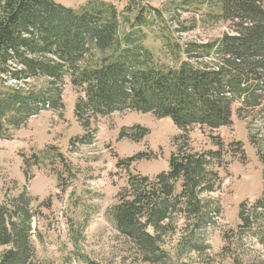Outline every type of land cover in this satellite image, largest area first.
Masks as SVG:
<instances>
[{
  "label": "rangeland",
  "instance_id": "rangeland-1",
  "mask_svg": "<svg viewBox=\"0 0 264 264\" xmlns=\"http://www.w3.org/2000/svg\"><path fill=\"white\" fill-rule=\"evenodd\" d=\"M56 1L77 9L89 0ZM101 1L131 19L144 15L145 44L165 62L166 40L184 45L232 32L230 22L217 17L219 0ZM69 79L57 84L60 101L0 138V206L29 211L36 250L29 264H264V92L260 106L241 113V104L233 103L230 125H197L176 141L184 133L170 118L130 109L89 117L87 108L85 129L75 113L85 95ZM6 80L4 86L17 83ZM46 80L33 78L26 87L47 89ZM135 125L150 130L142 141L120 136ZM177 145L190 153L219 152L208 168L220 178L201 195L208 214L202 227L173 211L158 244L163 259L148 262L118 230L112 208L131 176L154 180L167 173ZM139 153L147 156L118 166ZM22 194L23 203H17ZM5 249L0 247V255Z\"/></svg>",
  "mask_w": 264,
  "mask_h": 264
},
{
  "label": "trees",
  "instance_id": "trees-1",
  "mask_svg": "<svg viewBox=\"0 0 264 264\" xmlns=\"http://www.w3.org/2000/svg\"><path fill=\"white\" fill-rule=\"evenodd\" d=\"M217 17L230 22L231 33L184 45L166 40L165 62L145 44L147 18L122 16L113 3L89 0L76 9L56 0H0V138H9L11 128H21L60 101L57 84L66 76L85 95L75 107L85 129L89 109V117L130 109L170 118L184 133L176 141L197 125H230L233 103L241 104L239 113L261 104L264 0H219ZM6 76L17 83L4 86ZM33 78L47 79L48 88L26 87ZM149 133L135 125L120 136L139 142ZM186 151L177 145L169 171L154 180L131 176L125 195L120 193L112 208L118 230L132 239L145 261H162L158 244L173 211L196 228L208 217L201 195L213 191L220 178L208 168L219 152ZM146 156L139 153L118 166ZM11 207L0 206V247H6L0 264H29L36 254L29 211Z\"/></svg>",
  "mask_w": 264,
  "mask_h": 264
}]
</instances>
